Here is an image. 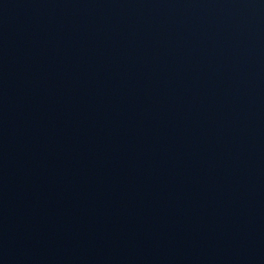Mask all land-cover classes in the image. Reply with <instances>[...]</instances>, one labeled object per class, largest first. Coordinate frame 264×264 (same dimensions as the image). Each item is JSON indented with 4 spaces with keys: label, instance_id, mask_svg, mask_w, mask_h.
I'll return each instance as SVG.
<instances>
[{
    "label": "water",
    "instance_id": "1",
    "mask_svg": "<svg viewBox=\"0 0 264 264\" xmlns=\"http://www.w3.org/2000/svg\"><path fill=\"white\" fill-rule=\"evenodd\" d=\"M0 264H264V0H0Z\"/></svg>",
    "mask_w": 264,
    "mask_h": 264
}]
</instances>
